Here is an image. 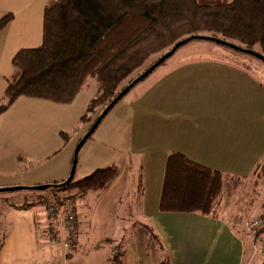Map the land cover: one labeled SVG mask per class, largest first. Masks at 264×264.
<instances>
[{
  "label": "crops",
  "instance_id": "1",
  "mask_svg": "<svg viewBox=\"0 0 264 264\" xmlns=\"http://www.w3.org/2000/svg\"><path fill=\"white\" fill-rule=\"evenodd\" d=\"M45 1L0 0V17L8 12L13 14V19L0 31L2 91L6 86L5 78L12 72V56L21 48L34 47L41 42ZM228 66H221L220 71H237L235 67ZM181 70L183 72L180 73ZM208 70L206 65H180L171 69L170 74L163 75V80L152 78L144 82L147 76L143 78L141 83L135 85L108 112L103 122L105 126L95 132L96 140L87 144L88 147L84 145L79 156V165L76 167L79 180L96 169L117 163L120 174L109 188L111 191L114 187L119 188L118 185L123 179L131 175L130 155L136 143L143 144L142 148L149 155L147 158L145 153L143 162L138 166L143 171L142 176L140 175L142 184L139 182L136 189L137 194H141L138 209L147 217L148 226L153 228L167 249L171 264H244L247 259L246 237L223 216L213 218L196 213L161 212L158 209L165 160L173 151L181 152L201 165L219 170L229 178L240 180L253 174L264 158V86L255 76L224 74L226 94L220 101H227L225 104L228 109L192 113L177 109L181 98L185 101L191 100L188 95L194 85V75L202 76V72ZM166 85L169 88L165 89ZM179 92L183 96L178 98ZM0 94L2 95L1 92ZM24 98L43 101L27 97L18 99ZM89 98L86 99L87 102ZM73 103L75 102L71 105ZM57 117L58 120L51 123L59 132L71 130L75 125L74 120L66 121L63 115L59 114ZM33 121L36 125L33 130L35 134L44 133L43 118L33 117ZM57 144H53V149L44 147L46 151H42L40 144L34 146L37 149L26 154L34 162L24 163L20 158V162L10 164L11 167L14 166L9 168L12 172L25 169V172L29 170L32 173L36 165L41 168L47 163L42 175L38 174V178L29 180L25 175H19V172L12 176L0 175V187L65 180L72 164V144L68 142L60 149L58 148L61 145ZM0 166H3L1 160ZM123 172H126L124 177ZM131 177L134 179L133 175ZM109 189L102 191L101 195ZM149 198L153 200L150 208ZM5 199L8 200L4 209L7 217L5 235L0 244V264H67L69 261L72 264H105L109 250L100 242L108 236L89 242L90 251L86 252L90 256L81 260L78 253L81 241L77 234V219V233L69 247L67 240L65 241L64 226V236L60 238L57 234V242H51L41 235L44 225L40 223L39 208H18L9 198ZM262 210L261 206L253 214L259 215ZM74 213L76 215L75 210ZM61 239L65 243L64 247L59 244ZM125 249L122 264H160L157 246L149 239L141 222L132 225Z\"/></svg>",
  "mask_w": 264,
  "mask_h": 264
},
{
  "label": "trees",
  "instance_id": "2",
  "mask_svg": "<svg viewBox=\"0 0 264 264\" xmlns=\"http://www.w3.org/2000/svg\"><path fill=\"white\" fill-rule=\"evenodd\" d=\"M12 19V13L3 14L0 31ZM194 35L214 37L264 56V0H46L42 10L41 42L34 47L21 48L12 56V72L5 78L0 114L19 97L69 104L94 82L96 95L89 99L79 120L91 126L99 114H88L97 105L104 109L175 43ZM157 55L142 72L132 77ZM60 135L65 144L67 135L63 132ZM119 174V165L113 163L64 187L50 188L74 186L75 195L102 192L111 187ZM252 175L264 179V158ZM225 179L230 178L221 171L173 151L165 160L158 209L221 217ZM65 198L58 196L46 203L49 222L45 224V218L41 235L49 241L58 234L56 225H64ZM17 207L27 208L30 204L25 202ZM263 216L264 209L256 218ZM143 227L157 246L160 264H171L169 253L153 228ZM249 231L250 238L249 234L244 235L245 255L256 243H263L264 224L259 229L249 227ZM67 235L70 247L74 236ZM125 251L122 243L113 244L105 264H122ZM244 264H264V259L257 263L247 257Z\"/></svg>",
  "mask_w": 264,
  "mask_h": 264
},
{
  "label": "rangeland",
  "instance_id": "3",
  "mask_svg": "<svg viewBox=\"0 0 264 264\" xmlns=\"http://www.w3.org/2000/svg\"><path fill=\"white\" fill-rule=\"evenodd\" d=\"M157 57L158 55L151 57L142 67L135 71L132 77L142 72L148 63L150 64V62L154 61ZM180 65H206L209 69L208 71L202 72L204 73L202 76L194 75L192 83L194 85H192L193 88L191 91H189L190 94L188 95L191 97V100H189L188 97L187 99L189 101H185L182 98L180 99V104L177 109H183L187 112H217V110L219 111L228 109L229 107H227V104H225L227 101H220L221 97H224L226 94L224 91L226 87V85H224V74L226 73H231L232 75L237 76L245 74H248L252 77L255 76L256 80H258V82L264 86V63L261 60L252 55L231 49L222 44L201 39H193L181 45L161 65L149 73L146 78L147 80L144 79V82H147L152 78H159L163 80V77L166 76L165 74H170L171 69H174ZM223 65H229L228 68L235 67L238 72L233 71L224 73L220 71V67ZM181 72H183V70H181L180 73ZM229 80L232 81V78H229ZM141 82L142 81H139L137 84ZM229 84H231V82ZM169 85H166V87L164 86V88H169ZM130 90H133V88ZM0 92L3 94L2 90H0ZM96 92V85L94 82H91L87 87L79 92V96H76V101L74 100L73 102L75 103L72 105V102L69 103L70 105H60L59 103L50 101L31 100L25 98L24 100L31 101L24 102L23 99H18L13 102L5 111L0 114V160L3 163V166H0V175L12 176L19 172L18 174L25 175L27 180L38 178V174L42 175V170L46 168L45 166L48 165L47 163L41 168H37V166L40 165L34 164L36 166L32 170V173H30L31 171L29 170L25 172V169L13 172L12 169H9L14 168V166L11 167L10 164H14V162L19 161L20 158H22L20 161H24V163L28 161L34 162V160L29 159L26 154L32 153L35 149H37V147L34 146L38 144H40L42 147V151H46L44 150V147L53 149V144L58 143L57 145H61L58 148L60 149L62 146L70 142V144H72L70 146H72L73 161L76 145L90 127V123H86V121L82 123L79 121V118L86 110L88 104L86 99H88V97H90L89 99L93 98L96 95ZM181 96H183V93L179 92L178 98ZM102 110V105H97L95 109H93L88 114V116L100 114ZM59 114L63 115V118L66 119V121H75V125L73 128H71V130L63 132L67 135V142L65 144H63L60 132L55 130L53 128L54 124L51 123V121L58 120L57 116H59ZM38 115L43 118V122H45L46 127L44 124V133L36 135L33 131L34 127H36V125H34L33 117H39ZM106 116L101 120L95 131L89 136V138L84 142L78 151L76 167H78L80 162L79 156L82 148L84 145L88 147L89 145L87 144L91 143L93 140H96V137H94L95 132L97 129L103 128L105 126V123L103 122L105 121ZM142 146L143 144L141 145L140 143H136L134 145L132 154L130 155V173L134 176V179H132L133 177H131V175H129L126 179H123L122 177H124L126 173L123 172L121 177L123 181L120 183V185H118L119 188L114 187L111 189V191L109 189V191L104 193V195H101V191L89 192L85 197L84 195H75L77 191L74 186L58 189H23L17 191L0 192V244L3 242L6 227L5 219L7 216L4 209L8 204V200H6L5 197L9 198V200L17 206L26 202L29 203L30 207L34 209L39 208V212H41L39 214V217L41 218L40 223L43 225L47 214V202L52 201V199L58 196H66L70 198L71 195H75L74 198H71V200L73 201V208L77 215L76 219L78 221L79 232L77 233L76 229L75 235L77 233L80 236L81 244L78 246V253L79 256H81V260L86 256H90L87 255L88 252H86L87 250L90 251L89 242L95 241L99 237L103 238L108 236V238L114 239L112 242H107L105 241V239H108L106 237L100 242L103 243L101 245H106L108 247V254L113 244L120 242L125 247L129 239V235L131 234V227L133 223L141 222V225H149L147 217L142 214L141 209H138V204L141 202L139 197L141 194H137L136 190L139 182H141L140 175L142 176L143 172L138 168V166L141 162H143L145 153L147 158L149 155V153L144 148H142ZM135 173H137V176H135ZM76 174L77 168L75 169L73 181H77L78 179ZM63 181L58 182L57 184H60ZM46 184H54V182L29 185L24 184L21 186L32 187ZM13 186L18 185H7L0 188ZM222 192L224 197L220 209V215L229 221V223H231V225L235 227L239 233H241L243 236L245 235L246 237L249 234L248 237L250 238L252 235H250L251 233L249 231V226L250 223L257 217V215H254L253 213L258 211V208L261 206L264 209V179H256L252 173L248 174L243 180L231 177L230 179H225ZM151 198L148 199V208L151 207V203L153 202ZM80 201H82V204H79ZM76 202L78 203L76 204ZM48 222L46 218L45 224ZM50 222L54 223L53 221ZM63 226L64 225L62 224L56 225V229L58 230L60 238H62L66 232L65 226V232L63 230ZM112 235L114 236L112 237ZM152 243L154 242L152 241ZM59 244L62 247L65 246V243L62 239L60 240ZM260 246L261 244L256 243L251 248V252L247 253V257H249L251 261L257 263L263 261L264 249H262ZM67 264L72 263L69 261Z\"/></svg>",
  "mask_w": 264,
  "mask_h": 264
},
{
  "label": "water",
  "instance_id": "4",
  "mask_svg": "<svg viewBox=\"0 0 264 264\" xmlns=\"http://www.w3.org/2000/svg\"><path fill=\"white\" fill-rule=\"evenodd\" d=\"M193 39H201V40H209L216 42L218 44H222L224 46H227L231 49L241 51L244 53H247L249 55H252L259 60H261L264 63V56L261 54L248 50V49H243L235 44L216 39L214 37L210 36H204V35H194V36H189L183 40L178 41L173 45V47L168 50L166 53L161 55L152 65H150L146 70H144L141 74H139L136 78H134L129 84H127L118 94L116 97H114L109 104H107L104 109L101 111V113L98 115V117L95 119L93 124L90 126V128L87 130V132L82 136L78 144L76 145V148L74 150V155H73V161L71 164V169L68 177L60 184H46V185H39V186H13V187H7V188H0V192H9V191H17V190H42V189H47L50 187H64L68 184H70L73 180V176L75 174V169H76V164H77V154L84 142L89 138V136L95 131L101 120L108 114V112L113 108V106L119 102L123 96H125L131 88H133L139 81H141L143 78H145L149 73H151L156 67L161 65L168 57H170L181 45L185 44L186 42L193 40Z\"/></svg>",
  "mask_w": 264,
  "mask_h": 264
},
{
  "label": "built area",
  "instance_id": "5",
  "mask_svg": "<svg viewBox=\"0 0 264 264\" xmlns=\"http://www.w3.org/2000/svg\"><path fill=\"white\" fill-rule=\"evenodd\" d=\"M52 209V208H51ZM52 211V210H51ZM62 211L64 216V226L66 230V236L69 234L70 237H73L76 230V215L73 211V201L71 198L66 197L62 205ZM264 224V216L260 218H255L251 223V228L259 229ZM264 237V235H263ZM67 238V237H66ZM67 239H65L66 241ZM51 242H57L56 238H52ZM262 249H264V241L261 243Z\"/></svg>",
  "mask_w": 264,
  "mask_h": 264
}]
</instances>
